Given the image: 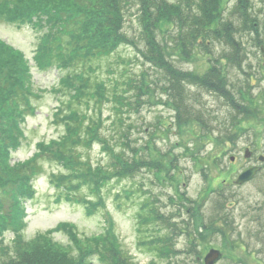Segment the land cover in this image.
<instances>
[{
	"label": "trees",
	"instance_id": "16d2710c",
	"mask_svg": "<svg viewBox=\"0 0 264 264\" xmlns=\"http://www.w3.org/2000/svg\"><path fill=\"white\" fill-rule=\"evenodd\" d=\"M224 6L225 0H0L1 19L31 24L40 30L33 60L43 70L52 67L58 70V87L53 89L62 92L64 97L52 113L54 123L63 128L61 134L50 141L37 142L34 154L25 162L9 165L7 161L23 137L21 124L36 109L33 99L36 100L41 91L32 86L25 54L0 40V264H90L89 258H96L98 264H137L119 247L118 237L111 226L91 238L80 239L73 226L66 222L58 224L55 230L65 232L74 244L73 250L79 253H73L69 249L71 246L54 241L49 235L51 231H48L30 241L15 239L13 254L9 255L1 236L6 230H12L16 237H20L17 232L22 228L23 206L34 194L32 179L40 172L43 159L61 164L62 171L52 174L51 182L67 199L88 205L89 212L96 205L103 204L99 195L103 184L107 185L114 176L129 175L140 165L149 164L142 156L139 161L134 160L133 155L127 159L124 153L117 154L100 135L104 125L102 100L113 102L112 108L119 115L118 123H121L122 116L130 112L132 104L148 102L146 97L154 94L157 86L144 71L139 77L126 80V88L120 93L115 82L96 76L97 60L109 58L122 45L134 47L144 62L151 63L161 73V78L157 79H162L159 88L175 111L174 122L178 127L195 122L201 125L202 131H206L208 117L218 120L210 110L206 113L193 105L189 85L217 94L244 118L256 116L253 109L236 99L235 94L238 96L239 92H233L226 86L228 76L221 61L238 65L243 49L232 18L224 16ZM247 6L248 0H237L231 9L232 15L241 18L243 27L254 29L255 22L244 12ZM132 7L139 31L130 35L125 30V23L126 13ZM213 40L224 43L230 51L209 61L204 72L181 70L173 64L174 56L188 60L198 48L210 54L208 47ZM263 43L258 41L257 45L260 47ZM145 77L149 81H143ZM130 88L135 90L133 95H127ZM121 137L122 144L134 151L125 132H121ZM231 137L226 136V139L231 141ZM95 142L101 143L113 158L107 165H92L84 157L82 149ZM82 189L98 200L90 202L84 197H75ZM223 191L217 189L213 195L211 213L201 228L215 233L229 248L236 242L229 236L234 225L225 205L237 194H225ZM155 204L149 197L144 199L138 222L152 226L151 230L155 231L160 230L158 224L168 225L170 234L166 235L168 231H165L142 243L147 244L158 257H165L168 264H190L191 261L202 264L198 260L202 255L201 248L194 240L189 239L183 250L174 249L171 239L175 233L172 227L176 223L170 222V214L160 212ZM179 204L184 206L182 201ZM185 212L188 220L191 219L192 206H187ZM184 223L190 236L188 224L192 222ZM181 229L179 224L178 231ZM203 235H199L200 243L204 241ZM243 243L237 242L239 246ZM179 253L192 260L175 261Z\"/></svg>",
	"mask_w": 264,
	"mask_h": 264
},
{
	"label": "rangeland",
	"instance_id": "374dc122",
	"mask_svg": "<svg viewBox=\"0 0 264 264\" xmlns=\"http://www.w3.org/2000/svg\"><path fill=\"white\" fill-rule=\"evenodd\" d=\"M236 1L225 0L224 16L232 18L237 27V37L242 42L243 49L240 63L229 64L225 60L221 63L228 76L226 86L233 92H239L238 96L233 93L236 99L253 109L256 116L244 118L217 94L189 85L193 105L204 112L210 110L212 115L218 116V120L208 117L210 120L206 131H202L201 125L195 122L178 127L174 122L175 111L159 88L162 79H157L161 73L151 63L144 62L134 47L120 46L109 58L97 60L96 76L115 82L120 93L126 88V80L139 77L143 71L149 74V78L157 86L155 93L146 97L148 102L132 104L130 112L122 116L121 123H118L119 115L112 108L113 102L102 100L101 116L104 125L100 135L117 154L124 153L127 159L133 155L134 160L139 161L142 156L144 161L149 164L152 162V165L143 163L131 174L114 176L107 185L103 184L99 193L104 201L103 206L100 204L91 213L83 202L67 200L60 194L61 191L51 182V178L52 174L62 171L61 164L43 159L41 170L33 179V197L26 202L25 224L17 232L20 237H16L12 230H6L1 236L9 255L13 254L15 239L30 241L39 234H45L57 223L65 221L75 224L76 231L82 238L98 234L111 226L118 236L119 247L134 262L168 264L165 257H158L147 244L142 243L168 231V225L158 224L160 230L155 231L148 224H139L138 213L144 199L149 197L154 200L160 212L170 214V222L176 223L172 227L175 233L171 239L174 249L183 250L188 240L192 239L201 248L202 256L211 246L221 249V258L216 264H264V160L259 162L257 159L258 155L264 156V56L257 45L258 41L264 42V0H248V6L244 9L253 19L252 22H256L254 29L243 27L241 18L232 15L231 9ZM133 12L132 7L126 13L125 30L130 35H133V31L135 34L139 31ZM38 33L40 30H36L31 24H16L0 18V37L25 53L31 65L32 85L41 91L36 100L33 99L36 109L24 120L23 137L19 148L12 152L7 161L9 165L29 158L35 151L37 142L57 138L63 130L60 124H55L52 120V113L59 101L64 99L62 92L53 89L58 87L60 73L55 68L43 70L33 60ZM208 48L210 54L205 49L198 48L188 60L174 56L172 62L181 70L202 73L209 61L225 56L230 51V47L218 40H213ZM143 81L149 79L145 77ZM133 93L135 90L130 88L127 95ZM121 132L126 133L134 151L122 144ZM226 136H232L231 141ZM246 147L254 154L251 160L244 158ZM86 148L82 149L83 155L92 165L104 166L113 160L101 143H91ZM253 164H260V171L252 180L235 186L233 181L237 175ZM217 189L224 190L225 194H237V197L228 200L226 208L234 225L229 236L236 244L244 242L240 246L232 243L233 246L228 248L215 233L201 228L202 223L208 221L207 215L211 213L213 195L217 193ZM80 195L95 198L86 189L81 190ZM181 201L184 206L179 204ZM187 206H192L193 210L189 220L185 212ZM186 221L192 222L191 225L188 224L190 236L185 231ZM179 224L182 226L180 231ZM200 233H204V241L201 243ZM49 235L54 241L63 246H71L69 249L73 250V242L62 230L53 231ZM73 253L79 252L73 250ZM183 259L189 262L192 260L183 253L176 255L174 260ZM88 260L92 262L90 264H98L96 258Z\"/></svg>",
	"mask_w": 264,
	"mask_h": 264
},
{
	"label": "water",
	"instance_id": "95a60500",
	"mask_svg": "<svg viewBox=\"0 0 264 264\" xmlns=\"http://www.w3.org/2000/svg\"><path fill=\"white\" fill-rule=\"evenodd\" d=\"M249 152H248V149L246 148L245 149V152H244V156L247 157L249 156ZM263 159V156H260V160ZM259 170V166H252L250 168H247L246 170L242 171L238 176L237 178L235 179V183L236 184H242L244 183L245 181H248L250 180L254 174L256 173V171ZM219 253L218 251L214 250V249H211L207 252L205 258H204V263L203 264H212L213 261L218 257Z\"/></svg>",
	"mask_w": 264,
	"mask_h": 264
},
{
	"label": "flooded vegetation",
	"instance_id": "af4514ba",
	"mask_svg": "<svg viewBox=\"0 0 264 264\" xmlns=\"http://www.w3.org/2000/svg\"><path fill=\"white\" fill-rule=\"evenodd\" d=\"M254 157V155H252L251 157H250V159H252Z\"/></svg>",
	"mask_w": 264,
	"mask_h": 264
}]
</instances>
